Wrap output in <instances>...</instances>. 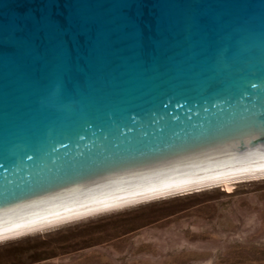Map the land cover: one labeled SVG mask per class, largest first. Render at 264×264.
<instances>
[{"label":"water","instance_id":"water-1","mask_svg":"<svg viewBox=\"0 0 264 264\" xmlns=\"http://www.w3.org/2000/svg\"><path fill=\"white\" fill-rule=\"evenodd\" d=\"M264 174V0H0V239Z\"/></svg>","mask_w":264,"mask_h":264},{"label":"rangeland","instance_id":"rangeland-1","mask_svg":"<svg viewBox=\"0 0 264 264\" xmlns=\"http://www.w3.org/2000/svg\"><path fill=\"white\" fill-rule=\"evenodd\" d=\"M125 206L2 240L0 264H264V176Z\"/></svg>","mask_w":264,"mask_h":264},{"label":"bare ground","instance_id":"bare-ground-1","mask_svg":"<svg viewBox=\"0 0 264 264\" xmlns=\"http://www.w3.org/2000/svg\"><path fill=\"white\" fill-rule=\"evenodd\" d=\"M259 176H264V174H262V175H253V176H245V177L234 178V179H228V180L219 181V182H215V183H210V184L200 185V186H196V187H192V188H187V189H183V190H179V191H175V192H170V193L162 194V195L155 196V197L159 198V197L165 196V195H170V194L184 192V191L198 190V189L204 188L206 186H214V185H220V184L225 185L226 188H231V183L234 180H240V179H244V178H248V177H259ZM155 197H151V198H155ZM147 199L149 200L150 198H147ZM147 199H144V200L147 201ZM141 201H143V200L136 201V202H141ZM136 202H133V204L136 203ZM130 204L132 205V203H129V204H126V205H130ZM124 206L125 205H122V206H118V207L111 208V209H118V208L124 207ZM111 209H108V210H111ZM104 211H107V210H104ZM101 212H103V211H101ZM97 213H100V212H97ZM93 214H96V213H93ZM93 214H90V216L93 215ZM86 216H89V215H86ZM86 216H83V217H86ZM83 217H79V218H75V219H80V218H83ZM75 219H72V221L75 220ZM69 221H71V220H68V221H65V222H69ZM62 223H64V222L58 223V225L62 224ZM54 225L56 226V224H54ZM54 225L47 226V228L51 227V226H54ZM43 228H46V227H43ZM43 228H40V229H43ZM40 229H36V230H32V231L25 232V233H22V234H18V235H14V236H11V237L3 238V239H0V241H2V240L4 241L6 239H11V238H16V237H19V236H22V235H26V234L35 232V231L40 230Z\"/></svg>","mask_w":264,"mask_h":264}]
</instances>
